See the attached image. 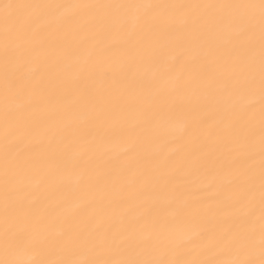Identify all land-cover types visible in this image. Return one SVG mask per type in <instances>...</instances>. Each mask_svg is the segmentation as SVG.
I'll list each match as a JSON object with an SVG mask.
<instances>
[{
    "label": "snow or ice",
    "instance_id": "6c2138e0",
    "mask_svg": "<svg viewBox=\"0 0 264 264\" xmlns=\"http://www.w3.org/2000/svg\"><path fill=\"white\" fill-rule=\"evenodd\" d=\"M0 264H264V0H0Z\"/></svg>",
    "mask_w": 264,
    "mask_h": 264
}]
</instances>
